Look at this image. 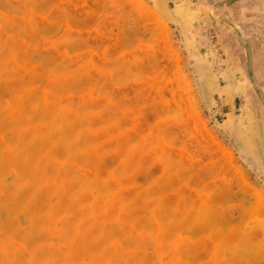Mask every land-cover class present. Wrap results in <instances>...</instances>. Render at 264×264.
<instances>
[{"label":"rangeland","instance_id":"1","mask_svg":"<svg viewBox=\"0 0 264 264\" xmlns=\"http://www.w3.org/2000/svg\"><path fill=\"white\" fill-rule=\"evenodd\" d=\"M248 1L0 0V264H264Z\"/></svg>","mask_w":264,"mask_h":264},{"label":"crops","instance_id":"2","mask_svg":"<svg viewBox=\"0 0 264 264\" xmlns=\"http://www.w3.org/2000/svg\"><path fill=\"white\" fill-rule=\"evenodd\" d=\"M239 13L246 17L245 27L250 29L254 54L262 57L260 66L264 68V0H249L241 6Z\"/></svg>","mask_w":264,"mask_h":264},{"label":"flooded vegetation","instance_id":"3","mask_svg":"<svg viewBox=\"0 0 264 264\" xmlns=\"http://www.w3.org/2000/svg\"><path fill=\"white\" fill-rule=\"evenodd\" d=\"M211 1L214 2V3L218 2V0H211ZM218 5H224V4L221 3V4H218ZM235 54L241 59V61L243 60L241 58L242 55H240L239 51L236 52ZM245 55H246V53H245ZM250 57H251V59H250L251 61H249L250 64H248L246 62L247 61V58H246L245 61L240 62V66H241L242 70L244 71V74L249 79L250 85L252 84L251 85L252 89L249 88V92H250V95H251L250 97H252V99L254 100L255 104L258 105L261 108L262 111H264V107H262V106H264V104H262V106H260L261 104L259 105V103H258V99L259 98L256 97V92L254 90V89H256L258 91L260 90L259 92L261 93V97H262L261 101H262V103H264V68H262L260 66V65H262V62L260 61V59L262 57L260 55L257 56V54H254L252 46L250 47Z\"/></svg>","mask_w":264,"mask_h":264},{"label":"water","instance_id":"4","mask_svg":"<svg viewBox=\"0 0 264 264\" xmlns=\"http://www.w3.org/2000/svg\"><path fill=\"white\" fill-rule=\"evenodd\" d=\"M235 1H238V0H235ZM233 4V2H231L229 5H232ZM213 9V8H212ZM220 21V20H219ZM218 20L216 21V22H219ZM227 22L228 21H226V20H223L222 19V21H220V24L221 25H228L227 24ZM228 27H229V25H228ZM238 39H239V41L241 42V44L245 47V51H246V56H247V63L248 64H250V62L249 61H251L250 59H251V57H250V47H249V45H248V43L244 40V38L242 37V36H238ZM258 96L259 97H261V93L258 91ZM261 99H262V97H261ZM211 118H212V120L214 121V123H215V119H214V117L211 115ZM232 141V140H231ZM232 143H233V141H232Z\"/></svg>","mask_w":264,"mask_h":264}]
</instances>
